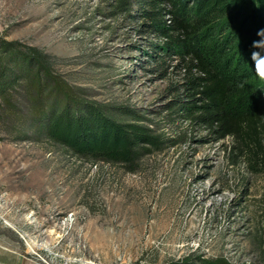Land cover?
<instances>
[{"label":"rangeland","instance_id":"1","mask_svg":"<svg viewBox=\"0 0 264 264\" xmlns=\"http://www.w3.org/2000/svg\"><path fill=\"white\" fill-rule=\"evenodd\" d=\"M142 6L0 0V264H264V161L180 107L184 66L152 60ZM28 46L42 77L159 137L135 170L30 132Z\"/></svg>","mask_w":264,"mask_h":264},{"label":"trees","instance_id":"2","mask_svg":"<svg viewBox=\"0 0 264 264\" xmlns=\"http://www.w3.org/2000/svg\"><path fill=\"white\" fill-rule=\"evenodd\" d=\"M142 7L146 22L138 31L162 39L151 43L152 60L164 63L174 56L184 66L182 87L190 104L180 107L210 128L216 139L231 137L237 153L261 165L264 0H151V6ZM26 51L21 58L31 67L37 65L34 71L30 68L36 101L29 112L30 132L79 157L123 164L127 171L135 170L141 156L160 142L147 126L119 120L116 112L82 99L66 82L49 74L42 77L39 50L28 46Z\"/></svg>","mask_w":264,"mask_h":264},{"label":"bare ground","instance_id":"3","mask_svg":"<svg viewBox=\"0 0 264 264\" xmlns=\"http://www.w3.org/2000/svg\"><path fill=\"white\" fill-rule=\"evenodd\" d=\"M7 199H8V197L5 198V200H7ZM3 207H4V205H1L0 209H2ZM20 216H21V217L24 216L22 212H20Z\"/></svg>","mask_w":264,"mask_h":264}]
</instances>
